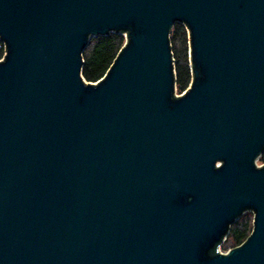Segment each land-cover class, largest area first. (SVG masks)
<instances>
[{
    "label": "water",
    "instance_id": "water-1",
    "mask_svg": "<svg viewBox=\"0 0 264 264\" xmlns=\"http://www.w3.org/2000/svg\"><path fill=\"white\" fill-rule=\"evenodd\" d=\"M121 32L87 83L84 49ZM0 40V264H264V0H0Z\"/></svg>",
    "mask_w": 264,
    "mask_h": 264
},
{
    "label": "trees",
    "instance_id": "trees-1",
    "mask_svg": "<svg viewBox=\"0 0 264 264\" xmlns=\"http://www.w3.org/2000/svg\"><path fill=\"white\" fill-rule=\"evenodd\" d=\"M125 34L110 33L103 37L92 39L82 53V78L87 83H97L106 75L118 54L126 43ZM172 59L174 62L175 85L178 94L187 90L191 81L190 37L187 28L176 23L169 35ZM6 52L5 44L0 40V61ZM264 162V152L261 156ZM253 229V216L250 212L243 214L231 227L225 240L214 246L209 252L216 256L221 247L224 250L234 249L242 245Z\"/></svg>",
    "mask_w": 264,
    "mask_h": 264
},
{
    "label": "rangeland",
    "instance_id": "rangeland-1",
    "mask_svg": "<svg viewBox=\"0 0 264 264\" xmlns=\"http://www.w3.org/2000/svg\"><path fill=\"white\" fill-rule=\"evenodd\" d=\"M178 94V93H177ZM264 165V162L263 161H261V158L257 161V166H263ZM250 214H252V213H250ZM253 216V215H252ZM230 250V249H229ZM220 251L221 252H223V253H226L228 250L226 249V250H224L222 247H221V249H220Z\"/></svg>",
    "mask_w": 264,
    "mask_h": 264
},
{
    "label": "built area",
    "instance_id": "built-area-1",
    "mask_svg": "<svg viewBox=\"0 0 264 264\" xmlns=\"http://www.w3.org/2000/svg\"><path fill=\"white\" fill-rule=\"evenodd\" d=\"M175 90H176V92H175L176 97H180V96H183L185 94V92H183L182 94H177V89H175ZM258 167H260V166H258ZM219 253L225 254V253L221 252L220 249H219Z\"/></svg>",
    "mask_w": 264,
    "mask_h": 264
}]
</instances>
